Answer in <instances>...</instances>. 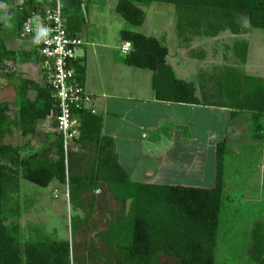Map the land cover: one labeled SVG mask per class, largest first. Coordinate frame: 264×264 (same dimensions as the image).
<instances>
[{
  "label": "trees",
  "instance_id": "16d2710c",
  "mask_svg": "<svg viewBox=\"0 0 264 264\" xmlns=\"http://www.w3.org/2000/svg\"><path fill=\"white\" fill-rule=\"evenodd\" d=\"M69 3L74 2L69 0ZM152 3L175 6L179 47L189 48L198 38H217L229 32L233 38L223 47L225 65L217 64L210 70L199 71L198 97L194 84L175 77L167 63L169 49L164 42L139 32L123 31L122 39L132 44L125 58L126 65L155 73V89L160 101L228 108L231 115H250L253 124L250 139L264 144V78L247 75L239 68L246 63L249 49L248 39L242 36L250 32L249 27L264 31V0H117L116 12L130 26L138 28L145 21L143 5ZM32 11L44 14L43 9L35 6ZM67 11L68 8H64L68 28ZM20 13L18 37L23 22L31 14L25 8ZM240 16L246 18L248 28L240 23ZM197 51L192 50L191 56L204 60L206 55ZM9 62L42 66L44 61L35 46L10 48L0 21V64ZM76 73L80 80L81 64L76 65ZM8 75L16 82V98L14 103H0V264H73V244L69 240L51 238L39 229H32L30 239L22 237L20 221L24 211L29 209L17 197L22 180L44 188L56 180L67 186L69 197L84 192L87 186L69 176L61 136L51 147L54 157L40 152L23 155L22 147L4 141L15 130L24 137L34 135L38 121L57 110L54 91L47 80L37 84L17 73ZM32 91H35L34 98L30 96ZM228 153L226 139L216 144L215 186L212 188L133 183L112 152L105 156L117 168L107 174L110 191L124 208L130 201L127 217L117 218L99 235L113 252L117 264H159L160 258L172 259L175 264H217ZM249 234L250 261L264 264V219L256 221Z\"/></svg>",
  "mask_w": 264,
  "mask_h": 264
},
{
  "label": "crops",
  "instance_id": "0c3cea01",
  "mask_svg": "<svg viewBox=\"0 0 264 264\" xmlns=\"http://www.w3.org/2000/svg\"><path fill=\"white\" fill-rule=\"evenodd\" d=\"M72 2L74 3L70 4L69 0H63L64 8H68L67 16L70 18L67 29L71 35L81 38L84 42L77 51L74 68L76 70L77 64L82 65L83 74L79 81L83 84L85 92L93 99L92 104L84 109L85 114H76L79 138L71 145L68 159L69 176L87 186L84 192L69 197L73 211L72 219L76 224V237L72 238V244H77L75 241L79 236V225L87 222L83 220L84 217L93 216L96 206L120 205L121 208L115 212L114 218H119L120 215L124 219L128 215L130 201L124 208L110 191L107 174L111 169L115 171L117 168H114L111 165L112 161L109 158L106 160L105 156L111 155L112 152L119 166L130 176L133 183L212 188L215 186L216 144L220 142L219 139L227 138L221 134L227 132L230 124L234 128L239 116L231 115L228 108L160 101L155 89V73L127 66L126 56L121 53V47L126 42L122 39L121 32L133 31L153 37L140 31L145 21L138 28L130 26L116 12L117 0ZM33 6L43 9L45 14L55 6V0H0L1 28L10 48H31L27 41L18 37V25L22 20L20 13L22 8L32 13ZM112 13L119 15L125 22L113 18ZM169 58L170 54L167 63L178 78ZM10 64L13 65L11 70L7 68ZM0 68L8 80L0 82V95L5 97L9 94L4 90L9 83L12 85L13 93L11 99L2 98L0 103H14L16 98V82L9 78L8 74L17 73L18 76L37 84L46 82V71L43 65L40 66L38 63L14 65L9 62L0 64ZM168 79L166 76L167 82ZM180 80L186 81L183 78ZM187 82L194 84L199 97L201 90L198 79L196 83L194 80ZM169 92L168 87L166 93ZM30 96L34 98L35 91H32ZM91 109L96 113H92ZM248 118L250 120V115ZM58 136L60 133L57 130L56 115L53 114L38 121L34 135L24 137L15 130L7 135V143L22 147L23 155L40 152L54 157L51 147ZM228 145L230 150L231 144ZM229 164L227 162V167L231 166V163ZM235 175H237L235 178L242 176L238 173ZM260 178H256V191L264 186V183H259ZM247 179L249 178L241 180L240 183H247ZM226 185L225 175V187ZM50 187L55 188L52 192L54 198L64 196V185L58 181H52L45 188L47 190ZM34 192L35 196L29 199L33 210L36 204H44L41 200L43 197H48V201L53 199L40 190ZM26 193L28 192L23 193L21 190L17 196L22 203L28 199ZM258 193L261 196V192ZM240 197L246 198L247 195L241 193ZM64 207L63 202L62 215ZM31 208L24 213H30ZM99 211H102V208ZM107 211L104 209V214H99V220L104 219L106 215L111 220V213ZM49 213L52 214L51 211ZM112 222L113 219L110 224ZM110 224L96 233V238L104 245V254H97L93 249L95 253L92 256L93 260L97 261L100 257L103 264L114 261L113 252L99 239V235L105 233ZM51 229L56 234L55 227ZM45 230H48L47 227ZM58 240L67 241V234ZM78 247L75 251L76 261L85 264L82 262L83 257ZM115 262L117 264L116 259Z\"/></svg>",
  "mask_w": 264,
  "mask_h": 264
},
{
  "label": "rangeland",
  "instance_id": "374dc122",
  "mask_svg": "<svg viewBox=\"0 0 264 264\" xmlns=\"http://www.w3.org/2000/svg\"><path fill=\"white\" fill-rule=\"evenodd\" d=\"M143 9L146 19L140 31L149 33V35L165 43L169 49V62L175 67L178 78L186 79V81L194 80L196 83L200 70H210L213 68L212 66L217 64L221 66L225 65L223 60V47L227 42H231L233 38L229 32L222 33L217 38H198L192 43L191 47L182 48L179 47L176 37L175 6L163 3H152L143 5ZM112 14L113 18H118L121 20L120 22H125L116 13ZM239 21L245 28H248L244 16H240ZM115 24L118 23L115 22ZM249 29L250 32L242 36L243 38H247L249 42L247 61L245 64L239 66V68L247 75L264 78V31L251 29L250 27ZM194 49H197L199 53L205 54L206 58L204 60L193 58L191 54ZM7 68L9 70L13 69V65L10 64ZM2 81L8 82L0 68V82ZM4 90L9 94H5V97L1 96V94L0 99H11L13 95L11 93V83ZM198 95L200 97V94ZM238 116L237 125L232 128L230 124L227 127V132L221 134L225 138L227 137V143L231 144V149L229 150L231 153L229 152L228 156L231 155L227 159L228 164L231 163V166L226 168L227 185L224 190L226 200L225 208L221 214L222 228L217 252V264H254L250 261L248 255L249 233L256 221L264 219V189L255 190L257 177H261L260 184L264 183V144L253 142L250 139L253 134V124L248 118L249 115L240 113ZM7 140L8 138L6 136L4 141L7 143ZM219 140L222 141L221 139ZM242 152L245 153L242 154ZM238 167L241 169H237ZM235 173L242 174V176L235 178L237 176ZM246 178H249L247 179V183H240L241 180ZM54 189L50 187L46 190V188L29 181H21L22 192H28L26 193L28 199L26 201L24 200V204L29 210L32 207L29 199L35 196V190H40L45 194L47 193L50 198H53L52 201L50 199L48 201V197H43L41 200L44 204H36L34 210L31 208L32 211L30 213L25 212L22 215L20 222L22 237L24 239H30L32 229H39V232L44 233V235L47 234L49 237L57 239L63 238L67 234V240L70 242H72V238L76 237V224L72 219L73 211L72 205L69 203L68 189L64 186V196L60 195L59 198L52 196ZM259 191L261 192V196H259ZM241 193L243 195L246 194L247 197L241 198ZM236 197L239 198L237 199ZM63 202L65 203L64 215H62ZM100 208H102V211H99ZM119 208H121L120 205L114 206V204L112 206H96V209L93 211V216L84 217L86 220H83L87 222L84 225H79V236L75 241L78 245L73 244V264H80L76 261L75 252L78 246L83 257L82 262H85V264H103L102 258L99 257L97 261H94L92 258L95 255L93 249L96 250L97 254H104L105 251L103 243H100L96 238V233L107 228L112 219L113 222L117 220V218H114V214ZM104 209L108 210L107 213L110 211L111 220L107 215L104 219L99 220L98 216L101 213L104 214ZM47 210L51 211L52 214L49 211L46 213ZM119 217L121 216L119 215ZM45 227H47V231ZM52 227H55L56 234L52 231ZM113 260L109 263L105 262V264H116L114 258ZM159 264H175V262L169 258H160Z\"/></svg>",
  "mask_w": 264,
  "mask_h": 264
},
{
  "label": "built area",
  "instance_id": "2783aa9c",
  "mask_svg": "<svg viewBox=\"0 0 264 264\" xmlns=\"http://www.w3.org/2000/svg\"><path fill=\"white\" fill-rule=\"evenodd\" d=\"M63 0H55V6L45 14L33 11L22 25L19 32L21 40L37 47L43 58L47 83L53 88L57 104V130L63 141L66 166L71 145L79 138L76 114L92 104V97L84 90L77 77L74 63L77 51L84 45L81 38L73 36L67 30V18L64 15ZM46 34L39 41L35 40L40 29ZM132 50L131 42H125L121 53L127 56ZM92 113H96L91 109ZM52 114V115H53ZM68 189V188H67Z\"/></svg>",
  "mask_w": 264,
  "mask_h": 264
},
{
  "label": "clouds",
  "instance_id": "9594fccd",
  "mask_svg": "<svg viewBox=\"0 0 264 264\" xmlns=\"http://www.w3.org/2000/svg\"><path fill=\"white\" fill-rule=\"evenodd\" d=\"M46 29L41 28L38 35L35 37V40L38 42L40 37L46 34Z\"/></svg>",
  "mask_w": 264,
  "mask_h": 264
}]
</instances>
